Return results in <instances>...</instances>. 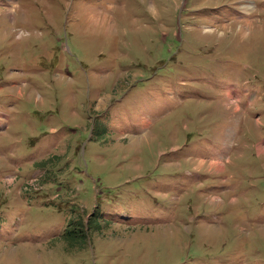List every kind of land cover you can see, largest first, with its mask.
Masks as SVG:
<instances>
[{
	"label": "rangeland",
	"instance_id": "obj_1",
	"mask_svg": "<svg viewBox=\"0 0 264 264\" xmlns=\"http://www.w3.org/2000/svg\"><path fill=\"white\" fill-rule=\"evenodd\" d=\"M17 1L0 264H264V0Z\"/></svg>",
	"mask_w": 264,
	"mask_h": 264
},
{
	"label": "crops",
	"instance_id": "obj_2",
	"mask_svg": "<svg viewBox=\"0 0 264 264\" xmlns=\"http://www.w3.org/2000/svg\"><path fill=\"white\" fill-rule=\"evenodd\" d=\"M0 2L2 3V5H5V6H2V7H5L6 8V12L8 13H11L12 10L14 9V6L17 5L18 1L17 0H0ZM95 10V8H94ZM217 160H214V162H216ZM212 163V165L214 166V164ZM216 167H219V166H216Z\"/></svg>",
	"mask_w": 264,
	"mask_h": 264
},
{
	"label": "bare ground",
	"instance_id": "obj_3",
	"mask_svg": "<svg viewBox=\"0 0 264 264\" xmlns=\"http://www.w3.org/2000/svg\"><path fill=\"white\" fill-rule=\"evenodd\" d=\"M96 16H98V15H96ZM215 166V165H214ZM220 166V165H219Z\"/></svg>",
	"mask_w": 264,
	"mask_h": 264
}]
</instances>
